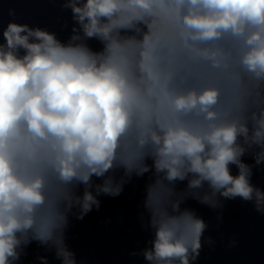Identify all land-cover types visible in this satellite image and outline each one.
<instances>
[{
	"label": "clouds",
	"instance_id": "1",
	"mask_svg": "<svg viewBox=\"0 0 264 264\" xmlns=\"http://www.w3.org/2000/svg\"><path fill=\"white\" fill-rule=\"evenodd\" d=\"M51 2L65 39L14 8L0 26V264L33 244L38 264H86L73 221L134 179L149 238L128 254L144 264L216 244L189 201L217 229L228 201L264 216V0Z\"/></svg>",
	"mask_w": 264,
	"mask_h": 264
}]
</instances>
